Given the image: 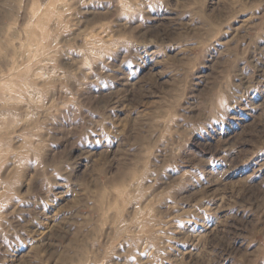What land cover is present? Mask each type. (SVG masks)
I'll list each match as a JSON object with an SVG mask.
<instances>
[{
    "label": "rangeland",
    "instance_id": "374dc122",
    "mask_svg": "<svg viewBox=\"0 0 264 264\" xmlns=\"http://www.w3.org/2000/svg\"><path fill=\"white\" fill-rule=\"evenodd\" d=\"M0 264H264V0H0Z\"/></svg>",
    "mask_w": 264,
    "mask_h": 264
}]
</instances>
